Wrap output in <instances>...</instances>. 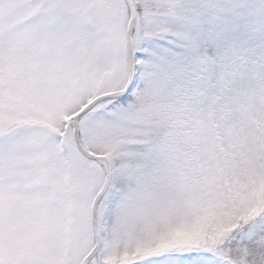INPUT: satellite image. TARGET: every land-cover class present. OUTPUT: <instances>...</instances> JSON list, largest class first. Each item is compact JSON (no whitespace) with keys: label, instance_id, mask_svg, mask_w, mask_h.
Instances as JSON below:
<instances>
[{"label":"snow or ice","instance_id":"snow-or-ice-1","mask_svg":"<svg viewBox=\"0 0 264 264\" xmlns=\"http://www.w3.org/2000/svg\"><path fill=\"white\" fill-rule=\"evenodd\" d=\"M0 264H264V0H0Z\"/></svg>","mask_w":264,"mask_h":264}]
</instances>
